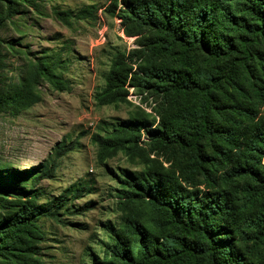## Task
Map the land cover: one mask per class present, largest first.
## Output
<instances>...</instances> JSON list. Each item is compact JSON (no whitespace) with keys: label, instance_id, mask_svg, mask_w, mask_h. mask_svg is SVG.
<instances>
[{"label":"trees","instance_id":"obj_1","mask_svg":"<svg viewBox=\"0 0 264 264\" xmlns=\"http://www.w3.org/2000/svg\"><path fill=\"white\" fill-rule=\"evenodd\" d=\"M5 7L9 17L11 8ZM104 11L116 15L127 37L144 34L147 41L140 45L144 49L128 55L115 53L104 87L95 96L97 105L122 103L126 86L156 81L155 89L172 96L177 103L188 97L194 99V119L187 128L192 123L196 126L191 136H186L184 112L178 117H162L154 129V121H122L108 135L91 138L98 148L97 162L104 165L122 151L139 153L143 131L148 137L149 153H166L179 147L197 155L193 171L197 175L227 167L228 179L249 180L260 187L264 182L260 167L264 159V115L258 114L264 109V66L259 63L264 45V0H109ZM55 15L67 23L68 13ZM3 26L0 14V31ZM2 44L0 39V72L4 65ZM198 53L213 64L225 66L207 78L196 69L194 55ZM157 56L174 59L173 66L156 65ZM256 64L261 67L262 78ZM240 67L260 83L253 87L252 95L241 83ZM60 69L61 63L54 59L29 62L17 83L6 92L2 91L0 76V113L6 109L20 113L39 103L37 90L41 82L49 83L55 90H66ZM220 115L231 116L234 122L222 126ZM206 144L219 158L218 163L204 155ZM75 148L74 144L56 145L54 158L42 163L31 178L32 190H18L26 200L13 203L12 214L0 216V252L16 256L20 264H41L35 257L42 240L37 220H56L69 201L89 192L72 186L50 202L37 203L42 196L38 184L52 180L56 160ZM120 172L123 190L116 196L126 214L118 226L111 221L101 224L109 243H103L102 261L94 253L89 255L93 264H264L247 259L236 246L243 217L225 191L213 190L198 197L201 194L190 190L193 183L174 173ZM16 175L9 164L0 163V193L9 192L3 181H12ZM139 202L143 211L133 212L131 205ZM86 207L76 209L75 215L86 211ZM260 218L258 229L262 226Z\"/></svg>","mask_w":264,"mask_h":264},{"label":"rangeland","instance_id":"obj_2","mask_svg":"<svg viewBox=\"0 0 264 264\" xmlns=\"http://www.w3.org/2000/svg\"><path fill=\"white\" fill-rule=\"evenodd\" d=\"M8 5L11 8L9 17L5 14ZM108 5L109 0H4L0 4L4 25L0 31L4 56L0 72L2 91L6 92L17 83L27 63L40 58L59 61V73L67 84L66 90H55L49 83L41 82L37 90L41 98L39 103L20 113H12L10 109L0 113V163L9 164L17 172L14 180L3 181L9 192L0 193L4 201L0 202V216L12 214L13 203L22 204L26 200L18 190H32L31 178L42 163L54 158L56 145L74 144V151L56 160L54 178L38 184L42 196L37 203L50 202L72 186L89 192L69 201L58 212L56 220H37L42 240L41 250L35 257L41 264H93L89 257L92 253L101 261L104 259V244L109 243V239L101 224L111 221L118 226L126 214L116 196L123 190L119 181L121 170L174 173L189 179L193 183L190 190L201 194L198 197L213 190L225 191L243 217L240 232L235 237L236 246L247 259L264 262V182L260 183V191V187L249 180L228 179L225 176L227 167H219L205 176L197 175L193 172L197 155L179 147L171 152L149 153L148 137L143 131L138 142L139 153L122 151L107 159L104 165L97 162L98 148L91 138L108 135L122 121L135 118L154 121V129L162 117H178L184 112L186 136H191L196 126L192 123L187 128L194 119V99L188 97L177 103L172 96L155 89L156 81L126 86V98L122 103L97 105L95 96L104 87L115 53L128 55L144 49L140 45L147 41L144 34L127 37L116 15L105 13ZM56 12L68 13L67 23L57 17ZM260 50L263 57L259 63L264 66V45ZM194 59L197 71L207 78L217 75L220 66H225V63L213 64L199 53ZM173 62L172 58H155L156 65L172 67ZM238 70L243 87L252 95L253 87H259L260 83L248 76L242 67ZM257 72L262 78L261 67ZM258 114L264 115V109ZM219 122L226 126L234 121L231 116L220 115ZM204 148V155L213 157L212 162L218 163L219 158L213 156L209 145ZM221 165L226 164L218 166ZM260 167L264 178V159ZM140 205L141 202L132 204L131 210L143 211ZM84 206H88L86 211L75 215L76 209ZM259 217L262 226L258 229ZM0 264L20 263L16 256L2 251Z\"/></svg>","mask_w":264,"mask_h":264}]
</instances>
